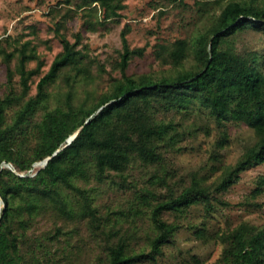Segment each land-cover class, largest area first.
Segmentation results:
<instances>
[{
	"label": "trees",
	"instance_id": "1",
	"mask_svg": "<svg viewBox=\"0 0 264 264\" xmlns=\"http://www.w3.org/2000/svg\"><path fill=\"white\" fill-rule=\"evenodd\" d=\"M74 5L85 12L100 10L98 17L104 20L121 16L125 7L122 0H80ZM62 21L54 27L62 48L36 81L34 95H28L30 79L40 74L43 64L35 47L26 40L16 48L14 68L10 60L15 52L0 48L7 78V91L0 96V196L4 203L3 208L0 203V264L57 262L53 241L74 231V227L63 230L58 221L83 225L104 253V264H161L158 255L173 240L179 228L177 218L196 203L202 205L205 216H212L220 205L228 204L216 194L226 191L247 168L264 163L263 55L236 44L237 36L247 29L264 37V0H228L189 38H175L167 47L159 45L155 56L169 66L159 74L126 72L131 56L144 51L143 47L129 48L126 25L115 65L120 74L109 75L103 89L85 87L81 93L80 85L101 77L106 69L96 62V72H92L94 61L77 46L80 35L72 42L60 31ZM31 59L36 64L27 67ZM14 74L19 90L13 85ZM60 77L65 89L51 103L48 86ZM7 109L12 110L9 118ZM202 110L219 126L236 121L252 129L254 138L237 159L223 165L208 183L205 175L193 172L179 190L169 185L166 172L153 173L148 177L151 187L131 185L134 200L127 211L101 212L93 197L97 186L105 182L130 186L128 177L136 161L164 169L166 155L184 149L183 139L199 131L210 134L211 128L195 118L187 123L182 119L196 117ZM227 139L222 127L210 159H220ZM48 156L46 164L29 171ZM90 182L94 184L87 186ZM155 184L166 190L156 193ZM263 191L261 174L253 193ZM165 213L173 219H166ZM134 215L148 220L147 249L136 248L134 231H121L122 222L111 223L113 216L127 220ZM42 217L52 226L36 235L34 229ZM190 227L198 236L206 234L204 225ZM215 234L223 248L214 264H264V224L242 220Z\"/></svg>",
	"mask_w": 264,
	"mask_h": 264
},
{
	"label": "rangeland",
	"instance_id": "2",
	"mask_svg": "<svg viewBox=\"0 0 264 264\" xmlns=\"http://www.w3.org/2000/svg\"><path fill=\"white\" fill-rule=\"evenodd\" d=\"M80 1V0H73ZM64 0H0V48L5 52L14 51L15 55L10 60L14 68L17 60L16 48L29 40V46H34L38 57L43 61L40 74L30 79L28 95L36 92V81L45 72L53 57L62 48L61 42L54 27L56 21L63 19L60 31L72 41H76L77 33L80 40L78 47H82L94 61L92 72H96V62L103 63L105 72L101 77H95L94 81L86 85H80L78 91L92 87L96 90L106 87L109 75L118 76L119 69L115 66L119 59V51L123 48L121 37L122 29L127 25L126 43L130 49L143 47L142 55L134 54L128 61L126 72L138 74L152 72L159 74L168 71V64H161L155 56L159 45L169 46L175 38H189L198 25L220 11L221 4L228 0H122L125 7L121 10V16L111 19H101L100 10L85 12L77 8L74 2ZM205 3V4H202ZM201 13L204 17H201ZM239 49H257L262 55L264 64V37L260 32L247 29L237 36ZM0 53V96L7 91L6 63ZM36 59L27 62V67H34ZM13 85L19 90L18 75L14 74ZM65 89L62 77L48 86L51 92V103L56 101L58 92ZM12 110L7 109L6 117ZM180 118L179 114H175ZM196 122L209 126L211 132L205 135L197 132L192 137H186L181 141L185 145L179 152H169L165 159V168L158 164H144L136 161L128 180L130 186L121 187L117 183L105 182L95 188L93 192L94 202L101 212L106 210L127 211L132 206L135 184L139 187L151 185L148 177L153 174L166 172L169 185L179 190L188 182L193 172L205 175V182L214 180L221 167L232 164L246 144L254 138L250 127L243 122L229 121L223 126L202 110L196 117L182 118L184 123ZM224 128L228 133L225 145L220 149V159H210V153L215 149V141L219 137L220 129ZM3 165L12 166L10 162ZM42 166L36 161L29 171ZM264 175V163L251 166L240 173L239 179L226 191L216 195L227 201L228 204L220 205L212 216H205L201 204H193L189 210L177 218L179 228L173 240L163 246V252L158 255L161 264H214L216 263L223 244L217 239L216 232L220 229L232 227L239 221L246 220L254 224H264V191L254 194L258 176ZM94 184L90 182L89 186ZM156 193L164 192L166 187L160 184L153 185ZM168 220L173 217L165 213ZM133 219V221H131ZM135 219V221H134ZM116 220L122 222L121 231H134L132 241L137 249L146 246L145 232L148 229V220L145 216H132L127 220L111 218V223ZM205 221V222H204ZM204 222V223H203ZM63 230L74 227L71 234H61L52 243L55 250V263L51 264H104L105 256L101 252L95 240L91 238L83 225L69 224L58 221ZM191 225L205 226L204 236H198ZM51 221L39 218L34 229L36 235L51 227ZM31 233V232H29ZM115 239V237H112ZM138 264H146L140 262Z\"/></svg>",
	"mask_w": 264,
	"mask_h": 264
},
{
	"label": "water",
	"instance_id": "3",
	"mask_svg": "<svg viewBox=\"0 0 264 264\" xmlns=\"http://www.w3.org/2000/svg\"><path fill=\"white\" fill-rule=\"evenodd\" d=\"M78 130H76L67 140L68 142H70L74 136L77 134ZM60 149L58 148L54 153H56L57 151H59ZM50 158V156L46 157L45 159L39 161V163H41L42 165L46 164V162L48 161V159ZM0 203H1V208H3L4 206V203H3V200H2V197L0 196ZM1 211H0V216H1Z\"/></svg>",
	"mask_w": 264,
	"mask_h": 264
},
{
	"label": "built area",
	"instance_id": "4",
	"mask_svg": "<svg viewBox=\"0 0 264 264\" xmlns=\"http://www.w3.org/2000/svg\"><path fill=\"white\" fill-rule=\"evenodd\" d=\"M33 171V170H32Z\"/></svg>",
	"mask_w": 264,
	"mask_h": 264
}]
</instances>
